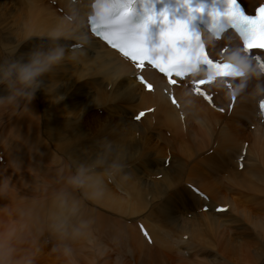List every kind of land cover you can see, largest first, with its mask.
Returning <instances> with one entry per match:
<instances>
[{
	"label": "bare ground",
	"instance_id": "1",
	"mask_svg": "<svg viewBox=\"0 0 264 264\" xmlns=\"http://www.w3.org/2000/svg\"><path fill=\"white\" fill-rule=\"evenodd\" d=\"M51 1L56 2L55 7ZM92 1L0 0V44L32 37L20 49L28 51L40 42L36 38L43 41L64 18L56 7L77 17L83 37L64 42L74 59L66 61L52 77L59 86L55 95L63 97L59 103H52L41 90L30 105L31 111H0V142L7 143L0 150L14 174L25 167L33 170L27 171L34 175L30 181L40 188L32 198L51 195L78 165L94 164L98 142H114L111 158L121 154L133 180L127 184L105 180L108 195L98 202H85L96 238L110 249L92 258L90 264H264V121L257 108L264 95L236 98L229 112L230 88L224 83L230 80H216L207 90L213 106L225 109L222 118L202 98L187 91L188 82L168 86L149 68L141 71L154 86L146 92L136 81L138 71L129 61L89 34L87 16ZM239 1L249 14L264 3ZM221 43L226 50L241 48L238 39L227 33L215 44H208L213 58L220 56ZM213 91L219 95L214 97ZM170 96L176 104L169 102ZM96 109L109 116H95ZM137 110L151 111L134 121ZM8 121L16 123V128L6 132L2 126ZM245 129L251 138L249 144L241 139ZM25 152L34 163L25 162V167L17 169L14 165L27 159ZM34 169L54 177L53 188L40 173L36 176ZM103 171L94 169L96 174ZM157 175L160 180L154 178ZM0 178L7 177L0 173ZM14 179L17 182L11 183L18 189L19 181ZM21 191L18 197L28 199L30 194ZM204 205L207 211H199ZM217 206L227 210L215 213ZM139 223L147 229L151 243L141 235ZM50 239L56 246L55 238ZM89 252L78 248L77 264H85Z\"/></svg>",
	"mask_w": 264,
	"mask_h": 264
},
{
	"label": "clouds",
	"instance_id": "2",
	"mask_svg": "<svg viewBox=\"0 0 264 264\" xmlns=\"http://www.w3.org/2000/svg\"><path fill=\"white\" fill-rule=\"evenodd\" d=\"M100 7L97 8L99 14ZM212 23L198 36L203 43L215 44L230 28V21L223 16H213ZM223 27L224 32H219ZM83 37L75 15L61 19L51 28L43 41L34 44L26 52L20 49L28 40L0 44V111H31L30 105L38 91H44L52 103H59L63 97L55 95L58 85L52 77L66 61L74 59L69 55L65 41ZM228 63L234 75L229 96L239 100L264 95V71L249 58L245 50L231 47L227 50ZM47 81V83H45ZM54 93V94H53ZM98 156L92 165H78L75 172L67 176L63 186L51 193L46 200L18 197V189L7 178H0V199L11 203L0 208V264H37L42 249L35 246V240L44 232L57 241L51 254L64 264H77V249L105 255L110 249L101 244L95 236L94 220L88 214L87 202H98L106 195L109 183L127 184L133 180L121 154L113 156L114 142H98ZM18 169V165H14ZM105 171L96 174L94 169ZM76 193H80L77 196ZM14 217L9 222L8 217Z\"/></svg>",
	"mask_w": 264,
	"mask_h": 264
},
{
	"label": "snow or ice",
	"instance_id": "3",
	"mask_svg": "<svg viewBox=\"0 0 264 264\" xmlns=\"http://www.w3.org/2000/svg\"><path fill=\"white\" fill-rule=\"evenodd\" d=\"M101 4L93 31L100 32L109 45L118 48L126 57H130L134 62L138 61V68L142 69L144 62L147 61L169 76L173 85L177 84L176 79H171L173 74L180 77L186 72L197 73L206 70L209 73L207 82H211L215 79L214 74L225 76L229 73L231 66L210 59L205 53L200 37L190 32L185 22H170L167 14L162 12L159 20L164 28L160 33V43L149 49L145 43V33L148 24L158 19L155 15H148L143 25L131 28L128 21L132 10L131 0H101ZM213 16H223L230 21V28H234L243 37L245 52L251 60L264 61V55L251 52L253 48L264 49V6L257 10L256 16H252L245 13L238 0H226L224 13L214 11ZM219 32H224V28L221 27ZM260 66L264 70V63ZM140 80L147 89H153L152 83L143 77H140ZM198 83L204 84L206 81L200 80ZM197 91L200 92V89ZM201 94L209 104L214 105L210 94L203 92ZM232 95L235 98V94ZM172 102L176 104L175 100ZM196 191L199 194V190Z\"/></svg>",
	"mask_w": 264,
	"mask_h": 264
},
{
	"label": "rangeland",
	"instance_id": "4",
	"mask_svg": "<svg viewBox=\"0 0 264 264\" xmlns=\"http://www.w3.org/2000/svg\"><path fill=\"white\" fill-rule=\"evenodd\" d=\"M241 1H243L244 2V0H241ZM246 2V4H248L249 2H251L250 0L249 1H247V0H245ZM248 2V3H247ZM51 4L53 3V6L55 7V4H56V2H50ZM56 9H57V12L58 13H60V14H62L63 16H64V18L65 17H67V15L63 12V10L62 9H58L57 7H56ZM62 12H61V11ZM247 12L248 13H250L251 11H248L247 10ZM219 47H223V46H225L224 44L222 45V43L220 44V45H218ZM66 48H67V46H66ZM225 49L226 48H222L221 50H220V52H219V55L220 56H217V58H215V59H218V58H220V57H223V59H228V57H226L224 54V51H225ZM185 84V83H184ZM231 84V83H230ZM185 87L188 89V87L186 86V84H185ZM231 87H232V85H231ZM229 88V87H228ZM187 91H189L190 93H191V91L188 89ZM213 94L214 93H216V96H214V97H217L218 95H219V93H218V91H213L212 92ZM223 109V108H222ZM139 110V109H138ZM137 110V111H138ZM220 110V109H219ZM216 110L215 111V113L217 114V115H219L220 117H224V112H222V110ZM223 111H225V109H223ZM229 113V112H228ZM104 114L105 115H107V116H109L108 115V113H105V112H103L102 110H100V111H98L97 109L95 110V116H97V117H100V118H102L103 116H104ZM137 114V113H136ZM135 114V115H136ZM134 115V116H135ZM133 116V117H134ZM127 117L128 118H130L131 117V114H128L127 115ZM181 120V119H180ZM182 122V121H181ZM16 123H14V124H12L11 123V121H10V123H9V121H8V123L6 122L5 124H3V126H2V128L4 129V131H6V132H8V131H11L12 129H15L16 128ZM15 126V127H14ZM252 126V125H251ZM251 129H253L252 127H251ZM250 128H248V130L249 131H253V130H251ZM246 132H248L246 129H245V133L243 134V135H241V139L242 140H244L247 144H249L250 142H251V138L249 137V135H247L246 134ZM167 133L168 132H165V135H166V137H167V139H169V140H171V138H169L168 137V135H167ZM168 134H170V133H168ZM137 136V135H136ZM6 139H8V137H5L4 138V140H6ZM5 145H4V144ZM6 145H7V143L6 142H0V149L2 150V148H4L3 146H5L6 147ZM2 146V147H1ZM0 150V171H2V172H0V173H3L7 178H9V180L11 181V182H17L14 178H16L18 181H19V187H18V191H21V193H23V194H25V192L26 193H28V194H26V195H29V196H31V198L28 196V199L29 200H32V199H41V200H45V199H47V196L49 197L50 195H45V196H40L39 198H37V197H34L33 196V198H32V195H36V194H38L39 193V188H40V186H38L37 184H35V186H33L32 185V183H31V181H30V175H32L33 177H34V175L33 174H31L32 173V171L33 170H29V168H27V167H25V165L23 164V163H25V162H33L32 161V156L30 157L29 156V154L28 153H26L25 152V154H26V158L27 159H25V160H23L20 164H17L18 165V167H20V169H22L21 167H25V168H23L22 170H21V172H19L17 175H15L14 174V172H13V169L11 168L12 167V165H10L9 164V162L8 161H6L5 160V158H4V155H5V153L4 152H2ZM210 151V150H209ZM167 152H168V150H167ZM4 154V155H3ZM207 154H209V152H207ZM30 158H29V157ZM29 159V160H28ZM34 163V162H33ZM166 166V165H165ZM234 168V167H233ZM232 168V169H233ZM25 169V170H24ZM30 171L31 173L29 174V172H27V171ZM38 170V172H36ZM37 170H35L34 169V174L37 176L38 175V173H40V175L41 176H43L44 177V180L46 181V183H48V184H51L52 183V185H50V187H52L53 188V181H54V177H49V176H46L45 175V173H44V175H43V173H42V171L40 170V169H37ZM24 171V172H23ZM21 174V175H20ZM25 175V176H24ZM158 175H160V174H158ZM158 175L157 176H155L154 178L155 179H157V180H160V179H158ZM19 176V177H18ZM35 176V177H36ZM25 177H26V181H27V183H26V181H25ZM48 178V179H45V178ZM19 178H22V179H19ZM49 180V181H48ZM50 180H52L51 182H50ZM31 184V185H28V184ZM26 184V185H25ZM22 185V186H21ZM38 187L37 189L36 188H34V187ZM15 187V186H14ZM17 188V187H16ZM228 189H229V187H228ZM46 190H47V188H46ZM48 192L49 191H51V190H47ZM228 195H229V198H231L232 200L234 199V196H232V192H229L228 193ZM42 197H44V198H42ZM7 204V205H6ZM9 205V203H3L1 200H0V208H3V207H6V206H8ZM200 208H201V206H200ZM199 211H202V208L201 209H199ZM187 216H190V214H188ZM13 219H14V217H12V216H10V217H8V220H9V222H12L13 221ZM48 233V232H47ZM51 236V237H50ZM50 238H52V235L50 234L49 235V233L48 234H46V232H44L42 235H39L37 238H36V240H35V246H37V247H39V248H41L42 249V255L40 256V258L37 260V264H58L57 263V261H56V259H55V257L54 256H52V255H50V252H51V250L54 248V246H55V244L52 242V240L50 239ZM51 242H52V244H51ZM54 245V246H53ZM86 252H89V251H87L86 250ZM94 252H89L87 255L88 256H86V258H85V264H90V260H92V258H96L97 257V255L95 254ZM91 255H93V256H91ZM87 259V260H86ZM171 264V263H170Z\"/></svg>",
	"mask_w": 264,
	"mask_h": 264
}]
</instances>
